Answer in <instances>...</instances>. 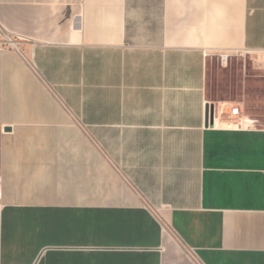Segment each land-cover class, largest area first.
Wrapping results in <instances>:
<instances>
[{
  "label": "crops",
  "instance_id": "0c3cea01",
  "mask_svg": "<svg viewBox=\"0 0 264 264\" xmlns=\"http://www.w3.org/2000/svg\"><path fill=\"white\" fill-rule=\"evenodd\" d=\"M0 26V264H264V0H0Z\"/></svg>",
  "mask_w": 264,
  "mask_h": 264
},
{
  "label": "built area",
  "instance_id": "2783aa9c",
  "mask_svg": "<svg viewBox=\"0 0 264 264\" xmlns=\"http://www.w3.org/2000/svg\"><path fill=\"white\" fill-rule=\"evenodd\" d=\"M2 45H8L12 48H16L17 47V42L16 39L10 34L8 33V35L5 37L4 41L0 42ZM229 55L228 54H221L220 58H221V63L225 64L227 62Z\"/></svg>",
  "mask_w": 264,
  "mask_h": 264
},
{
  "label": "rangeland",
  "instance_id": "374dc122",
  "mask_svg": "<svg viewBox=\"0 0 264 264\" xmlns=\"http://www.w3.org/2000/svg\"><path fill=\"white\" fill-rule=\"evenodd\" d=\"M8 35L7 32L3 30V28L0 26V42L5 40V37Z\"/></svg>",
  "mask_w": 264,
  "mask_h": 264
},
{
  "label": "water",
  "instance_id": "95a60500",
  "mask_svg": "<svg viewBox=\"0 0 264 264\" xmlns=\"http://www.w3.org/2000/svg\"><path fill=\"white\" fill-rule=\"evenodd\" d=\"M209 117H210V107H208V112H207V122L209 123ZM5 130H10V128H6Z\"/></svg>",
  "mask_w": 264,
  "mask_h": 264
}]
</instances>
